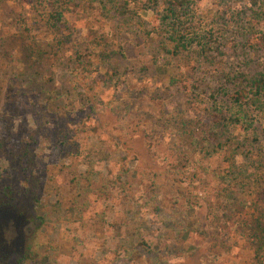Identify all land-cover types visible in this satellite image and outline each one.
<instances>
[{"label": "rangeland", "instance_id": "1", "mask_svg": "<svg viewBox=\"0 0 264 264\" xmlns=\"http://www.w3.org/2000/svg\"><path fill=\"white\" fill-rule=\"evenodd\" d=\"M148 7L0 0V194L22 212L0 213L12 264H258L264 111L230 98L264 71L240 33L253 6L195 1L199 30L219 37L205 56L165 51ZM156 173L154 195L140 182ZM141 223L164 250L124 251Z\"/></svg>", "mask_w": 264, "mask_h": 264}, {"label": "trees", "instance_id": "2", "mask_svg": "<svg viewBox=\"0 0 264 264\" xmlns=\"http://www.w3.org/2000/svg\"><path fill=\"white\" fill-rule=\"evenodd\" d=\"M61 1V0H55ZM137 2H146L153 11L158 13L159 16V26L156 28L159 35L165 36L166 41L163 42V49L168 51L171 54L177 55L182 53L185 50L190 51H199L200 55L205 56L204 54H209L215 47L214 44L218 43L219 40L217 38L218 35L216 33V29L212 31H200L199 23L193 15L194 4L196 0H135ZM221 3L223 0H220ZM225 1V0H224ZM252 6L254 10V15H251V19L249 15H240V20L243 21L245 27L249 28V31L246 33H242V36L247 38V42L249 43L250 48L256 49H264V29L258 26V21L264 20V0H247ZM246 12V11H245ZM243 12L242 14H244ZM63 17V12H57V16L55 19L60 21ZM255 19V22H254ZM240 20L238 21L240 23ZM258 20V21H257ZM242 25V24H241ZM224 30V26H222ZM244 27V28H245ZM218 32V31H217ZM216 35V36H215ZM257 37V41L254 39ZM170 42L173 44V49L170 46ZM218 50L220 47H216ZM215 48V49H216ZM247 84L245 87H242L239 90L230 94V98L232 101L240 108L241 112L248 114L249 109L256 110L258 112L264 111V71L259 72V74L254 75L252 77L246 78ZM239 120V119H238ZM160 177L159 173L155 174V177L151 180V182L141 181V186L147 188V192H151L152 194H158L157 190L161 188L158 183V179ZM177 187H174L175 190H180L183 192L182 185L178 183L176 179H173ZM178 183V184H177ZM4 199L0 203V213H13L21 215L19 207L14 204L12 198L7 192H2L0 194V199ZM173 204L178 205V207H185V205L179 201V199H173ZM165 201H170L168 197L164 198ZM166 204V202H165ZM193 210V207L192 209ZM1 215V214H0ZM3 220L0 219V233L3 232ZM131 222H135V220H131ZM130 222V223H131ZM12 223L14 224V220L12 219ZM125 226V225H123ZM146 224L140 225H132L131 227L125 228L126 236L123 239V248L125 252L130 250H137L138 247L146 248L152 250V248H156L155 250L163 249V242L161 240L150 242L145 237L141 238L142 228H144ZM5 229V228H4ZM146 230V229H145ZM260 231L257 245L258 249L257 256L255 257L258 264H264V256L261 259L258 255L264 252V225H260L257 228ZM139 237L141 238L139 240ZM6 241L4 238L0 237V264H12L14 251H9L7 253L4 248H8V244H5ZM158 248V249H157ZM13 253V254H12ZM8 255V256H7ZM23 259H19L16 261V264H22Z\"/></svg>", "mask_w": 264, "mask_h": 264}]
</instances>
